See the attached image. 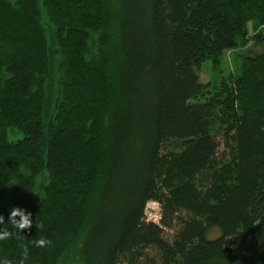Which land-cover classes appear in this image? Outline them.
<instances>
[{"label":"trees","instance_id":"16d2710c","mask_svg":"<svg viewBox=\"0 0 264 264\" xmlns=\"http://www.w3.org/2000/svg\"><path fill=\"white\" fill-rule=\"evenodd\" d=\"M14 206L13 264H264V0H0L8 230Z\"/></svg>","mask_w":264,"mask_h":264},{"label":"rangeland","instance_id":"374dc122","mask_svg":"<svg viewBox=\"0 0 264 264\" xmlns=\"http://www.w3.org/2000/svg\"><path fill=\"white\" fill-rule=\"evenodd\" d=\"M252 54H260L262 49L255 47L251 48ZM247 54L245 49L237 48L234 51L225 53L222 64L215 69L213 61H207L201 68L200 80L204 85L212 84L215 86L222 77H227L229 73L236 70V61H239V57ZM23 139L22 134H10L9 141L16 142ZM146 217L149 222L159 223L161 219V208L158 203L150 202L147 205ZM215 236L216 232H212ZM264 238V234H263Z\"/></svg>","mask_w":264,"mask_h":264},{"label":"clouds","instance_id":"9594fccd","mask_svg":"<svg viewBox=\"0 0 264 264\" xmlns=\"http://www.w3.org/2000/svg\"><path fill=\"white\" fill-rule=\"evenodd\" d=\"M7 224L10 226L11 230L4 228L5 217L0 215V240L11 239L13 236H21L24 230H31L34 225L33 214L25 208L14 206L10 208L9 215L7 219ZM36 228L42 227L39 224H35ZM32 244L34 247L43 248L51 243L50 240L43 238L32 239ZM29 260L28 249L23 250L22 256L19 260V264H27ZM0 264H13V261L7 258H0Z\"/></svg>","mask_w":264,"mask_h":264}]
</instances>
